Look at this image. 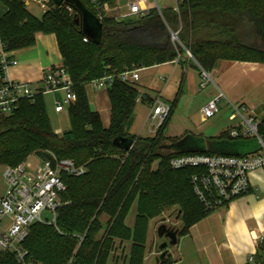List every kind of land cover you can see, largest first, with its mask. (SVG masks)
Segmentation results:
<instances>
[{
  "label": "trees",
  "instance_id": "trees-1",
  "mask_svg": "<svg viewBox=\"0 0 264 264\" xmlns=\"http://www.w3.org/2000/svg\"><path fill=\"white\" fill-rule=\"evenodd\" d=\"M46 9L40 18L32 15L24 0H0V41L4 52L33 45L38 32H53L74 83L76 100L68 107L70 129L54 132L44 96L34 103L22 101L10 116L0 118V164L17 165L36 151L40 158L49 152L85 164L80 176L63 174L64 198L68 203L57 211L56 228L34 223L23 242L29 257L41 264H106L114 239H133L127 264H143L145 235L150 219L166 208L177 206L182 227L206 212L190 184L191 168L172 169L168 160L189 153L243 156L260 150L255 138L233 139L227 131L203 139L202 151L170 152L164 128L181 95L184 76L171 110L158 129V136L129 135L138 90L130 83L114 81L107 89L111 103L110 124L104 128L97 111L91 109L86 86L103 75L106 66L150 67L173 61L188 49L201 70L211 73L220 53L228 60L264 63V0H180L177 9H150L133 19L105 17L99 40L87 35L82 8L92 14L91 2L63 0ZM113 2V0H100ZM147 32L151 41L137 34ZM175 32L180 44L173 43ZM87 38V42L83 41ZM0 70V74H1ZM264 140V124L259 130ZM133 140L128 150L114 144L116 137ZM124 153V158L112 156ZM157 161L155 167L153 163ZM137 215L134 229L124 219L134 201ZM102 216L107 217L105 223ZM69 261V262H68ZM0 264H17L14 255L0 251ZM158 264H172L168 254Z\"/></svg>",
  "mask_w": 264,
  "mask_h": 264
},
{
  "label": "built area",
  "instance_id": "built-area-1",
  "mask_svg": "<svg viewBox=\"0 0 264 264\" xmlns=\"http://www.w3.org/2000/svg\"><path fill=\"white\" fill-rule=\"evenodd\" d=\"M46 10L52 7L50 0H32ZM94 15L102 21L106 17L107 7L100 0H90ZM127 12L114 15L115 19H125L130 16H145L148 9L143 8L139 0L127 2ZM177 9V7H176ZM173 42L180 44L175 32H171ZM87 42V38L83 37ZM181 45V44H180ZM184 54L170 62L181 63L184 57L192 58L190 51L184 48ZM15 58L6 53L0 54V118L12 115L22 101L34 103L39 95L61 92L60 99L53 100L55 112H62L76 100L74 83L67 67L61 64L46 66L42 71L41 86L31 87L28 83L12 80L6 76L10 66H15ZM144 66L124 67L121 70L106 66L103 75L93 79L88 85L96 90H107L114 81L133 84L139 79L140 70ZM203 78L207 80L210 74L201 70ZM205 85V82L202 83ZM141 94L136 101H141ZM224 97L218 93L207 101L201 108L203 120L219 111L218 102ZM232 113L230 120H236L227 130L229 137L236 139L255 138L260 150L243 156L189 153L174 156L168 160L172 169L191 168L194 172L190 176L192 191L206 212L214 211L228 205L237 196L250 192L249 173L255 169H264V140L259 132L264 121L259 120L252 108L244 103H230ZM171 105L163 100L161 95L156 96L152 103L147 119L150 120L149 131L156 133L169 115ZM37 157V161L29 159L17 165L4 166L6 189L0 196V221L7 217L6 226L0 230V251L14 255L17 264H41L29 257L28 250L23 242L26 239L30 226L34 223L52 225L56 228L58 209L68 203L65 200L66 185L63 174L80 176L86 172L85 164H77L71 158H59L49 152L47 158ZM44 210L52 214L49 221L42 216ZM255 245H259L256 240ZM157 249V248H156ZM159 252V251H158ZM244 264H264L256 259L255 253L247 256Z\"/></svg>",
  "mask_w": 264,
  "mask_h": 264
},
{
  "label": "crops",
  "instance_id": "crops-1",
  "mask_svg": "<svg viewBox=\"0 0 264 264\" xmlns=\"http://www.w3.org/2000/svg\"><path fill=\"white\" fill-rule=\"evenodd\" d=\"M85 1L90 2V0ZM128 1L129 0L105 1L104 4L107 7L106 16L114 17L116 14L126 13L128 10ZM139 1L142 7L148 10L153 8H157L158 10L162 8L176 9L178 3L177 0ZM24 2L27 10L32 15L37 18L41 17L43 12L39 15V12H31L28 9L30 4L35 2L32 0H24ZM35 4L41 8L39 4ZM1 8L0 12L2 11ZM42 11L45 10L43 9ZM1 53H6L17 61L15 66H10L7 69L6 76L12 80L28 83L33 88L41 86L42 71L46 66L57 65L63 62L56 35L53 32H38L35 35L33 45L8 52L3 51L0 41V54ZM165 64L171 65V72H174L176 66H180L181 72L179 78L175 80L178 87L183 73L186 74V78H190L194 81L195 73L201 72L200 67H198L194 59L187 57H184L183 61L179 64L166 62L151 67H159ZM190 68L193 72L189 71ZM212 72L214 78L211 90L208 93V101L216 96L218 92H221L224 94L227 104L228 102L229 105L230 103H244L253 109L254 114L259 120L264 121V63L242 60H222L217 63ZM140 78L139 75L137 81H139ZM162 79L165 82L168 80V78L164 76ZM132 85L136 88L135 84ZM88 86L89 85L86 86L88 103L92 110L98 112L102 126L107 128L110 124L111 117V103L108 92L103 89L96 90L93 87L91 91H89L87 90ZM142 86H145L146 89L139 90L136 88L139 95L141 94L142 96L139 102H147L151 108V103L156 96L161 95L163 99L162 89L159 91L156 89L155 92H158V94L156 95V93H153V95L147 92V90L151 88L148 87L147 83L142 82ZM47 96H50L53 102L54 99H60L62 93L55 92L44 95L46 106ZM68 107L62 112H55L54 109L53 111L58 114V118L60 117L59 114H66L69 120ZM230 126H227L225 130L208 138L218 137L223 132L227 131ZM52 128L58 135L65 132L61 126H52ZM131 135L141 136L140 134ZM151 136L152 134L141 137ZM165 138L167 142H175L181 138V136H177L174 140L168 135H165ZM249 181L251 185L249 193L237 196L228 205L204 214L200 219L191 223L185 229H183V227L179 228L177 243L174 246L168 247V256L172 264H244L250 253H255L256 259L264 262V169H255L251 171L249 173ZM133 206L135 207V215L133 219L128 221V215ZM136 215L137 201L135 200L124 219L126 226L131 230L134 229ZM167 221L168 219L166 217V223ZM155 223L156 220L153 218L150 219L147 224L143 264H146V262L158 264L156 258L159 252L156 246L164 239L159 242L158 238L155 236ZM151 233L153 234L152 238ZM256 240L259 241L258 246L255 245ZM133 242L132 238L126 240L115 238L114 243L118 250L112 251L110 255H113V258L116 260L124 258L126 262L127 258H129Z\"/></svg>",
  "mask_w": 264,
  "mask_h": 264
},
{
  "label": "rangeland",
  "instance_id": "rangeland-1",
  "mask_svg": "<svg viewBox=\"0 0 264 264\" xmlns=\"http://www.w3.org/2000/svg\"><path fill=\"white\" fill-rule=\"evenodd\" d=\"M180 1V0H177ZM177 7V6H176ZM1 8V6H0ZM31 12H39L41 15L43 9L40 8L35 3H31L30 7L28 8ZM134 16H130V19H133ZM143 41L150 42L151 37L148 35L147 32H140L137 34ZM264 39V35H262ZM172 40V39H171ZM175 44V42H173ZM221 58L218 62L222 60H228V54L220 53ZM171 65L165 64L159 67H146V69L140 70V80L136 81L135 86L139 90L146 89L145 86H142V82L147 83L148 87H151L147 90V92L156 93V89L159 91L162 89L163 100L169 102L175 98V94L177 92L178 85L176 84L175 80L179 78V74L181 72L180 66H176L174 72H171ZM189 71L193 72L190 68ZM171 73V74H170ZM210 77L203 78L202 73L196 72L194 81L190 78H186V74L183 73L184 76V83L182 87L181 95L179 96L173 111L171 112L169 119L167 120L166 126L164 128V132L162 137L165 138V135L171 136V139H176V137L181 136L178 140L183 139H191V141H200L202 139H207L212 135H216L219 132L225 130L227 126L235 123L236 120H230L229 115L232 113V109L226 103V98L222 97L218 102L219 111L215 113L213 116L203 120L201 117V107L208 101V93L211 90V85L213 84V72L209 73ZM167 77L168 80L165 82L162 77ZM205 82L203 86L202 83ZM92 86H88L87 90L91 91ZM219 93V92H218ZM154 95V94H153ZM47 114L50 120V123L53 127L61 126L63 130L67 131L70 128V123L66 114L61 113L59 114L60 117L58 118V114L53 111V105L51 101V97L47 96V106H46ZM150 111V105L147 102H139L137 101L134 107V116H133V123L129 127V135L131 134H140L141 136L150 135L158 136V131L156 133H151L149 131V123L150 120L147 119V116ZM191 136V137H189ZM189 137V138H188ZM38 154L36 151L29 152L25 158L29 159L32 162L37 161ZM112 156H116L117 158H124L125 154L123 153H116ZM157 161L153 163V167H155ZM4 165L0 164V196L3 195L6 189V183L4 179ZM135 215V207L133 206L130 210L128 215V221L133 219ZM42 216L47 220L52 219V214L44 210L42 212ZM165 216L167 217L168 225H173L176 228L182 227L183 223L180 220L179 209L177 206L166 208L164 211L160 213V215L156 216L154 219L156 220L154 234L156 235V227L159 225L161 218ZM102 222L105 223L107 221L106 216H102ZM7 217H4L0 221V230L6 226ZM151 233V238H152ZM158 238V237H157ZM161 242L162 239H159ZM157 248V247H156ZM118 250L117 247H114L112 251ZM128 260V258H127ZM124 261V258H119L116 260L113 258V255H109L106 261V264H127ZM69 262V261H68ZM146 264H150L146 262Z\"/></svg>",
  "mask_w": 264,
  "mask_h": 264
},
{
  "label": "water",
  "instance_id": "water-1",
  "mask_svg": "<svg viewBox=\"0 0 264 264\" xmlns=\"http://www.w3.org/2000/svg\"><path fill=\"white\" fill-rule=\"evenodd\" d=\"M63 0H55L57 4H60ZM83 12V27L84 32L97 40H99L101 35L102 23L101 21L86 8H82ZM191 137V136H189ZM188 137V138H189ZM133 143V140L128 137H116L114 139V144L118 147L128 150ZM162 149L170 152H180V151H202L204 149L203 139L200 141H191V139L177 140L175 142H165L162 144ZM179 229L173 225H168L166 223V217H162L159 225L156 227V235L159 239H164L160 244H158L157 250L159 254L156 258V262H161L168 254V247L174 246L177 243V235Z\"/></svg>",
  "mask_w": 264,
  "mask_h": 264
}]
</instances>
